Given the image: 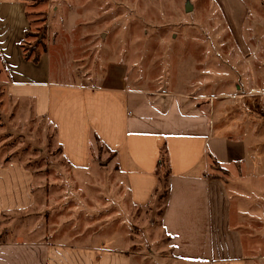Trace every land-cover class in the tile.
<instances>
[{
    "label": "rangeland",
    "instance_id": "374dc122",
    "mask_svg": "<svg viewBox=\"0 0 264 264\" xmlns=\"http://www.w3.org/2000/svg\"><path fill=\"white\" fill-rule=\"evenodd\" d=\"M24 1L32 25L23 51L42 61L52 83L99 88L126 77L143 91L214 101L223 124L239 117L264 125V0H243L246 15L239 0ZM2 73L0 64V163L33 174L37 202L5 217L0 242H106L128 250L134 264H184L171 258L162 232L164 182L153 207L137 208L103 146L91 168L71 166L53 123L32 101L10 97ZM235 170L213 162L210 176L228 186L232 226L240 227L247 256L263 264L264 176Z\"/></svg>",
    "mask_w": 264,
    "mask_h": 264
},
{
    "label": "crops",
    "instance_id": "0c3cea01",
    "mask_svg": "<svg viewBox=\"0 0 264 264\" xmlns=\"http://www.w3.org/2000/svg\"><path fill=\"white\" fill-rule=\"evenodd\" d=\"M239 2L246 15L247 6ZM29 27L24 0H0L2 84L10 97L32 101L35 112L53 123L62 157L77 169H89L99 156L96 145L103 146L115 155L137 208L153 207L164 182L166 202L158 211L172 259L257 264L246 254L240 227L232 226L228 186L210 172L215 162L226 170L239 167L264 176V125L238 116L223 124L214 101L143 91L126 77L99 88L54 84L42 61L24 57ZM236 37L243 43L241 35ZM34 182L24 165L0 163V230L5 217L36 205ZM133 258L125 248L106 242H0V264H134Z\"/></svg>",
    "mask_w": 264,
    "mask_h": 264
},
{
    "label": "trees",
    "instance_id": "16d2710c",
    "mask_svg": "<svg viewBox=\"0 0 264 264\" xmlns=\"http://www.w3.org/2000/svg\"><path fill=\"white\" fill-rule=\"evenodd\" d=\"M27 16H28V18H29V15H27ZM31 25H32V24H31V21H30V26H31ZM28 34H29V33L27 32V33H26V37H25V39L27 38ZM23 53H24V57H25L26 60H31V61H33L34 63H38V62H39V58H38V59H36V58H35V59H31L30 56H29L26 52L23 51ZM162 159L164 160V157H162ZM161 161H162V160H161Z\"/></svg>",
    "mask_w": 264,
    "mask_h": 264
}]
</instances>
